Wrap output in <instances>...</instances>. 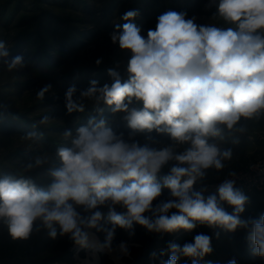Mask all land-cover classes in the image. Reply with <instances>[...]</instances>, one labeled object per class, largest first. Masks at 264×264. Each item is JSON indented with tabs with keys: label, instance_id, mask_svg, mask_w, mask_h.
Returning a JSON list of instances; mask_svg holds the SVG:
<instances>
[{
	"label": "clouds",
	"instance_id": "clouds-1",
	"mask_svg": "<svg viewBox=\"0 0 264 264\" xmlns=\"http://www.w3.org/2000/svg\"><path fill=\"white\" fill-rule=\"evenodd\" d=\"M218 13L235 27L197 26L185 13L167 11L146 37L131 22L137 11L123 15L127 22L115 25L111 39L131 53L128 79L122 81L119 73L110 70L111 85L97 88L92 81L81 95L99 93L97 98L114 105L113 111L128 113L132 129L167 133L174 144L159 150L146 144H128L105 127L103 119H90L87 126L77 129L71 147L58 150L62 166L51 172L54 179L47 191L28 179L0 178V219L13 239H26L39 218L52 237L56 236L55 223L61 235L70 233L77 244H84L87 237L82 226L96 227L101 213L95 212L85 222L75 206L93 209L108 201L127 209L126 214L109 211L111 222L121 228H131L133 221L157 232L192 230V221L220 225L229 231L247 226L239 218L247 197L234 189L232 181L218 188L220 201L234 207L232 214L218 207L216 195L205 199L193 190L205 169L219 170L222 160L231 156L230 151L221 152L210 143V138L221 134L222 125L231 130L241 117L264 112V0H219ZM8 55L0 43V57ZM21 61L22 57L16 56L6 63L11 69ZM48 87L38 95L43 97ZM75 91L72 86L66 92L69 112L84 110L73 101ZM134 100L142 107L130 108ZM177 145L187 147L176 152ZM169 161L175 164L161 185L157 173ZM162 187L176 199L158 206L152 221L144 213L152 211V202L161 195ZM170 209L177 211L168 215ZM111 237L109 232L108 239ZM251 239L255 254L264 257V216L252 221ZM170 248L173 254L167 264H177V252L202 258L212 251L210 237L204 234L196 235L194 242L183 248Z\"/></svg>",
	"mask_w": 264,
	"mask_h": 264
},
{
	"label": "rangeland",
	"instance_id": "rangeland-1",
	"mask_svg": "<svg viewBox=\"0 0 264 264\" xmlns=\"http://www.w3.org/2000/svg\"><path fill=\"white\" fill-rule=\"evenodd\" d=\"M218 3L219 0H0V43L9 53L0 57V178L11 175L28 179L38 189L47 191L54 179L51 172L62 166L58 150L72 146L77 129L87 126L90 119H103L105 114L112 115L114 121L123 112L113 111L115 106L98 99L99 93L92 97L81 93L91 87L92 81H96L97 88L111 85L110 70L119 73L122 81L128 79L131 53L120 49L118 42L111 39L115 25L127 22L122 19L126 12L137 11L131 22L145 37L167 11L183 12L197 26L234 28L219 15ZM16 56L22 57L21 64L10 69L6 61ZM46 86L50 87L40 97L39 92ZM72 86L76 89L73 101L82 104L83 111L67 109L66 92ZM129 107L142 104L134 100ZM127 114L119 128L112 127L114 122L105 123V127L128 144H146L157 150L174 144L167 133L132 129ZM221 128V134L211 137L209 142L215 143L221 152L230 151L231 156L222 160L223 168L205 169L193 190L201 192L205 199L216 195L218 207L232 214L234 207L220 201L218 194L223 182L232 181L234 189L247 197L244 211L239 214L246 227L229 231L220 225L192 221V230L157 232L133 221L131 228H121L111 222L109 211L126 214L123 205H113L111 201L93 209L77 205L76 210L85 222L95 212L101 213L96 227H87L85 223L81 229L87 239H95L98 247L77 244L70 233L61 235L55 223L56 236L52 237L39 218L26 239H13L0 219V264H85L86 260L88 264H167L173 254L170 245L183 248L193 243L198 234L210 237L212 251L202 258L177 252V264H192L193 259L197 264H225L232 260L236 264H264L255 251L242 255L252 241V221L259 220L257 215L264 207V199L257 196L264 192V187L248 185L250 180L264 176V112L252 118L241 117L231 130L223 125ZM69 132L71 135H67ZM185 147L177 145L175 151ZM174 164L175 161H169L161 168L157 182L163 184ZM252 197H258V201ZM174 199L170 190L162 187L161 195L152 202V211L144 216L154 221L155 209ZM176 211L170 209L167 214ZM106 242H112L113 247H106ZM99 247L104 250H97ZM123 248L126 254L117 258V252ZM95 251L98 260L93 263ZM157 254L159 263L155 259Z\"/></svg>",
	"mask_w": 264,
	"mask_h": 264
},
{
	"label": "trees",
	"instance_id": "trees-1",
	"mask_svg": "<svg viewBox=\"0 0 264 264\" xmlns=\"http://www.w3.org/2000/svg\"><path fill=\"white\" fill-rule=\"evenodd\" d=\"M126 114H127V112H120L116 117H117V119L115 118L114 119V121H113V119L111 118L112 117V115H110V114H105L104 115V121H105V123H107V122H114V126H112V127H115V128H119V125H120V123H123V121H125V116H126ZM125 115V116H124ZM127 116H128V114H127ZM124 118V119H123ZM118 120V121H117ZM126 120H127V117H126ZM119 123V124H118ZM112 130V129H111ZM152 131H155V129H153ZM156 132V131H155ZM256 196V195H255ZM258 197H260V199H264V192L263 193H261V194H258L257 195ZM258 197H252L253 198V201H255L256 200V202L258 201ZM261 213H259V215H257V218L258 219H260V217L261 216H264V207L261 209ZM256 212V211H255ZM106 244V247H113V243L112 242H106L105 243ZM255 248H256V245L253 243V241H251V243H249L248 244V246H246L245 248H244V250H242L243 251V253H242V255L243 254H245V253H249V251H255ZM251 253V252H250ZM159 255L157 254L156 255V257H155V259L157 260V262L159 263L160 262V259H159ZM261 259H263L264 260V257H260ZM243 260V259H242ZM236 261L235 260H232V261H228V262H226L225 264H236L235 263ZM243 262V261H242ZM256 264V263H255Z\"/></svg>",
	"mask_w": 264,
	"mask_h": 264
},
{
	"label": "bare ground",
	"instance_id": "bare-ground-1",
	"mask_svg": "<svg viewBox=\"0 0 264 264\" xmlns=\"http://www.w3.org/2000/svg\"><path fill=\"white\" fill-rule=\"evenodd\" d=\"M86 246H88V247H91V246H95V247H98V245H96V243H95V239L93 238V237H89L87 240H86V242L84 243ZM97 250H104V248L103 247H99ZM124 254H126V251L124 250V248L123 249H120L118 252H117V258H120L121 256H123ZM93 259H94V262L93 263H96L97 262V260H98V253L95 251L94 253H93ZM89 263V261L88 260H86L85 261V264H88Z\"/></svg>",
	"mask_w": 264,
	"mask_h": 264
},
{
	"label": "built area",
	"instance_id": "built-area-1",
	"mask_svg": "<svg viewBox=\"0 0 264 264\" xmlns=\"http://www.w3.org/2000/svg\"><path fill=\"white\" fill-rule=\"evenodd\" d=\"M249 186H254V187H258V185H260V186H263L264 187V176H262V177H260V179L259 180H257V181H252V180H250V184H248Z\"/></svg>",
	"mask_w": 264,
	"mask_h": 264
}]
</instances>
